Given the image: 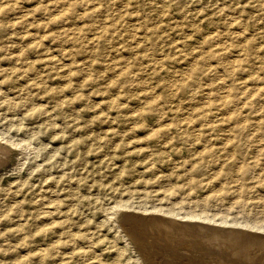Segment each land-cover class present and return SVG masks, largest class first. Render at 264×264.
<instances>
[{"label": "rangeland", "instance_id": "1", "mask_svg": "<svg viewBox=\"0 0 264 264\" xmlns=\"http://www.w3.org/2000/svg\"><path fill=\"white\" fill-rule=\"evenodd\" d=\"M0 135V264H264V0H0Z\"/></svg>", "mask_w": 264, "mask_h": 264}, {"label": "bare ground", "instance_id": "2", "mask_svg": "<svg viewBox=\"0 0 264 264\" xmlns=\"http://www.w3.org/2000/svg\"><path fill=\"white\" fill-rule=\"evenodd\" d=\"M184 75H185V73H184ZM241 122H242V120H240ZM196 132V131H195ZM225 139V138H224ZM0 141H4V142H7L8 144H9V147L10 146H13V147H17V146H19L20 144L19 143H17V142H15V140H13V139H11V137H8V136H2V135H0ZM226 141H227V138H226ZM249 141H251V140H249ZM239 142V141H238ZM252 142V141H251ZM240 143V142H239ZM253 143H255V142H253ZM262 143V142H261ZM200 146V145H199ZM21 147H23V146H21ZM257 148H258V151H259V153L260 154H264L263 152H264V144H262V145H258L257 146ZM256 148V149H257ZM255 149V150H256ZM232 152V151H231ZM12 153V149L11 148H7L6 147V145L5 144H2L1 142H0V158H5V157H8L9 155L8 154H11ZM17 155V154H16ZM2 156V157H1ZM4 160V159H3ZM0 162L2 163V159L0 160ZM0 163V164H1ZM3 163H4V161H3ZM2 166V165H1ZM164 178V177H163ZM234 178V177H233ZM166 181H168V180H166ZM227 181V180H226ZM172 183H173V181H172ZM165 187V186H164ZM166 187H168V186H166ZM238 189V188H237ZM207 192V191H206ZM255 192V191H254ZM257 192V191H256ZM261 195V194H260ZM157 197V196H156ZM161 197V196H160ZM158 199H160L159 197H158ZM180 199V198H179ZM217 199V198H216ZM157 200V199H156ZM208 202V201H207ZM246 203V202H245ZM153 206V205H152ZM151 209H153V208H151ZM156 209V208H155ZM154 210V209H153ZM204 210V209H203ZM260 210H262V209H260ZM264 211V210H263ZM206 212V211H205ZM221 214V213H220ZM226 214V213H225ZM235 214V213H234ZM145 215V214H144ZM175 215H177V214H175ZM227 215V214H226ZM244 215V214H243ZM123 216V215H122ZM188 216V215H187ZM252 216V215H251ZM170 217V216H169ZM190 217V216H189ZM198 217V216H197ZM254 217H255V215H254ZM206 218H208V217H206ZM152 219V218H151ZM150 219V220H151ZM161 219V218H160ZM221 219V218H220ZM226 219V218H225ZM256 219V218H255ZM254 219V220H255ZM258 219V218H257ZM178 220V219H177ZM197 220H198V218H197ZM196 220V221H197ZM211 220V219H210ZM253 220V221H254ZM208 221V220H207ZM212 221V220H211ZM215 221V220H214ZM262 221V220H261ZM166 222V221H165ZM223 222V221H222ZM234 222V221H233ZM258 222V221H257ZM260 222V221H259ZM263 222H264V220H263ZM196 223V222H195ZM205 223V222H204ZM238 223V222H237ZM246 223H247V221H246ZM255 223V222H254ZM253 223V224H254ZM168 224V223H167ZM206 224V223H205ZM228 224V223H227ZM226 224V225H227ZM236 224V223H235ZM251 224V223H250ZM256 225H258L257 223H255ZM260 224H261V222H260ZM185 225V224H184ZM187 225H188V223H187ZM203 225V224H202ZM240 224H238V226H239ZM249 225V224H248ZM252 225V224H251ZM243 226V225H242ZM261 226V225H260ZM191 227V226H190ZM239 227H241V226H239ZM248 227V226H247ZM250 227V226H249ZM176 228V227H175ZM184 228V227H183ZM243 228V227H242ZM245 228V227H244ZM131 229V228H130ZM193 229V227L191 228V230ZM197 229V228H196ZM206 229V228H205ZM216 229V228H215ZM214 229V230H215ZM249 229H251V228H249ZM256 229V228H255ZM258 229V228H257ZM180 230H183V229H180ZM203 230V229H202ZM208 230H209V228H208ZM213 230V231H214ZM219 230V229H218ZM237 230V229H236ZM241 230V229H240ZM177 231V230H176ZM193 231V230H192ZM195 232H197V231H199V230H194ZM217 231V230H216ZM225 231V230H224ZM244 231V230H243ZM246 231V230H245ZM263 231V230H262ZM180 232V231H179ZM186 232V231H185ZM185 232H183V233H185ZM215 232V231H214ZM231 232H233V231H231ZM241 232V231H240ZM189 234H190V232H188ZM209 233H210V231H209ZM216 233V232H215ZM244 233V232H243ZM246 233V232H245ZM250 233V232H249ZM218 234V233H217ZM220 234V233H219ZM221 234H223V232L221 233ZM236 234H238V232L236 233ZM242 234V233H241ZM253 234V233H252ZM252 234H250V236L252 235ZM257 234H259V233H257ZM160 235V234H159ZM167 235V234H166ZM192 235V234H191ZM196 235H198V234H196ZM226 235H227V233H226ZM234 235V234H233ZM246 235H247V233H246ZM261 235V234H260ZM146 236V235H145ZM203 236V235H202ZM229 236V235H228ZM236 236H238V235H236ZM235 235H234V237H236ZM241 236V235H240ZM256 236V235H255ZM259 236V235H258ZM193 237V236H192ZM254 237V236H253ZM263 237V235L261 236V238ZM196 238V237H195ZM203 238V237H202ZM251 238V237H250ZM260 238V237H259ZM190 239V238H189ZM201 239V238H200ZM217 239H218V237H217ZM242 239V238H241ZM252 239V238H251ZM224 240V239H223ZM227 240V239H226ZM232 240V239H231ZM230 240V241H231ZM238 240H239V238H238ZM253 241H245V239H244V243L246 244L245 245V247H248V248H251V247H255V246H258V241L259 240H257V239H252ZM151 241V240H150ZM191 241V240H190ZM197 241V240H196ZM195 241V242H196ZM264 241V240H263ZM263 241H261L263 244L262 245H264V242ZM212 242V241H211ZM232 242V241H231ZM230 242V243H231ZM234 242V241H233ZM194 243V242H193ZM213 243V242H212ZM227 243V242H226ZM172 244V243H171ZM260 245H261V243H259ZM163 245V244H162ZM224 245V244H223ZM175 246V245H174ZM204 246V245H203ZM225 246V245H224ZM244 247V248H245ZM260 247V246H259ZM258 247V248H259ZM194 248V247H193ZM205 248V247H204ZM237 248V247H236ZM257 248V249H258ZM261 248V247H260ZM197 249V248H196ZM239 249V248H238ZM199 250H200V248H199ZM234 250H235V247H234ZM233 250V251H234ZM255 250V249H254ZM263 250H264V248H263ZM117 251V250H116ZM200 251H205V250H200ZM208 251V250H207ZM216 251V250H215ZM225 251V250H224ZM228 251V250H227ZM230 251V250H229ZM245 251V250H244ZM261 251V250H260ZM119 252V251H118ZM193 252V251H192ZM218 252V251H217ZM217 252H216V254H217ZM237 252V251H236ZM243 252V251H242ZM256 252V251H255ZM259 252V251H258ZM155 253V252H154ZM187 253V252H186ZM210 253V252H209ZM212 253V252H211ZM210 253V254H211ZM228 253V252H227ZM232 253V252H231ZM204 254V253H203ZM226 254V253H225ZM240 254V253H239ZM206 255V254H205ZM215 255V254H214ZM219 255V254H218ZM230 254H228L227 256H229ZM221 256V255H220ZM220 256H217L218 258L220 257ZM226 256V255H225ZM250 256V255H249ZM253 256H254V254H253ZM223 257V256H222ZM233 257V256H232ZM256 257V256H255ZM199 258V257H198ZM231 258V257H230ZM237 258V257H236ZM239 258V257H238ZM236 260V259H235ZM238 260V259H237ZM246 260V259H245ZM261 260V259H260ZM187 261V260H186ZM207 261V260H206ZM223 261V260H222ZM231 261V260H230ZM257 262L256 260H254L253 259V262ZM193 262V261H192ZM209 262H210V260H209ZM212 262V261H211ZM215 262V261H214ZM217 262H218V259H217ZM258 262H260V261H258ZM194 263V262H193ZM231 264H232V262H231ZM245 264V263H244ZM249 264V263H248ZM255 264V263H254ZM257 264H259V263H257Z\"/></svg>", "mask_w": 264, "mask_h": 264}]
</instances>
